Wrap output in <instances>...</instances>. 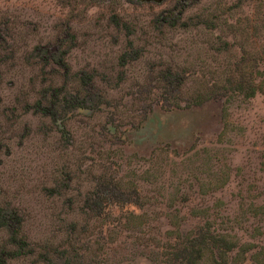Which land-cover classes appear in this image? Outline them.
Segmentation results:
<instances>
[{"label": "rangeland", "instance_id": "rangeland-1", "mask_svg": "<svg viewBox=\"0 0 264 264\" xmlns=\"http://www.w3.org/2000/svg\"><path fill=\"white\" fill-rule=\"evenodd\" d=\"M80 72L89 108L32 110ZM0 207L31 250L0 228V264H171L200 226L197 264H264V0H0Z\"/></svg>", "mask_w": 264, "mask_h": 264}, {"label": "trees", "instance_id": "trees-1", "mask_svg": "<svg viewBox=\"0 0 264 264\" xmlns=\"http://www.w3.org/2000/svg\"><path fill=\"white\" fill-rule=\"evenodd\" d=\"M41 47H34V51L38 52ZM126 56L127 59H132L136 56L129 57V54L123 53L120 59H124ZM51 59V58H49ZM50 62H53L51 59ZM56 65H59L65 70V64L59 58L56 60ZM248 82L247 84H241V82H237L235 84V88L233 90L238 93H242L245 97H253L256 92L261 93V84L255 82L253 78L250 77V72L248 74ZM92 75L87 72H80L77 77V86L81 89L83 95L79 96V92H75L73 94H68L67 97L59 96L60 88H53L51 94L49 95V99L47 102L44 94H42V98H38L32 104V110L35 113L40 114L44 117H49L51 119L57 118L56 107L61 103V105L74 108H89L90 104L85 98L89 94V92L93 89V85L90 84V78ZM134 191V190H133ZM92 196H95L97 200L99 199L100 206L106 209L111 205H120V204H131L135 205L137 209L141 208V202L139 201V194L134 193L133 196L130 193H126L125 191H119L118 195H103L99 196V193L94 191ZM88 210L86 214L90 217L99 216L102 212L100 208L95 210L92 206H85ZM109 211L103 212L104 217L108 216ZM22 223V218L19 214L16 213L15 210L11 208H1L0 207V228H2L6 235V243L11 245L12 250L5 251L6 257L15 258L21 255H25L31 252L30 249H26L27 243L24 240L23 234L20 233V226ZM73 227L74 224L70 223ZM181 234V233H180ZM215 234L209 229V226L198 227L193 234L184 235L180 241L175 240V242L171 246L172 257L170 258L171 264H197V261L201 257L202 249L210 244H213L215 241ZM67 260V258L65 259ZM1 261V264H3Z\"/></svg>", "mask_w": 264, "mask_h": 264}]
</instances>
